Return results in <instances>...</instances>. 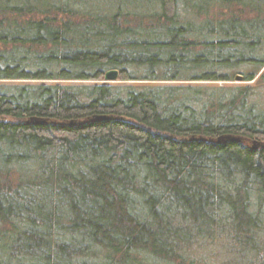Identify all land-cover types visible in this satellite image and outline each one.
I'll return each mask as SVG.
<instances>
[{"label": "trees", "instance_id": "16d2710c", "mask_svg": "<svg viewBox=\"0 0 264 264\" xmlns=\"http://www.w3.org/2000/svg\"><path fill=\"white\" fill-rule=\"evenodd\" d=\"M222 236L264 264V0H0V264H194Z\"/></svg>", "mask_w": 264, "mask_h": 264}, {"label": "rangeland", "instance_id": "374dc122", "mask_svg": "<svg viewBox=\"0 0 264 264\" xmlns=\"http://www.w3.org/2000/svg\"><path fill=\"white\" fill-rule=\"evenodd\" d=\"M235 76H241V80L236 81ZM243 74L237 72L234 74V77L229 82L221 81H115L108 82L111 84H133L141 86H151V85H182V86H201L207 88H227L234 86H245L252 85V81H243ZM21 82V81H17ZM73 82V81H72ZM85 84H91L93 82H81ZM190 256L194 260V264H249L250 259H235L234 260V248L231 243L225 241V238L222 236L214 241H203L198 240L190 244ZM85 264H93L92 259H83ZM153 264V263H150Z\"/></svg>", "mask_w": 264, "mask_h": 264}, {"label": "water", "instance_id": "95a60500", "mask_svg": "<svg viewBox=\"0 0 264 264\" xmlns=\"http://www.w3.org/2000/svg\"><path fill=\"white\" fill-rule=\"evenodd\" d=\"M117 78H118V71L116 69L107 70L103 74V82H115V81H117ZM234 79L236 81H238V80L240 81L241 80V76H235ZM225 138L230 139L231 137L226 136ZM223 139H224L223 137H218L217 141H221ZM258 145L259 144L254 141V142H252L251 147L254 148V147L258 146Z\"/></svg>", "mask_w": 264, "mask_h": 264}]
</instances>
